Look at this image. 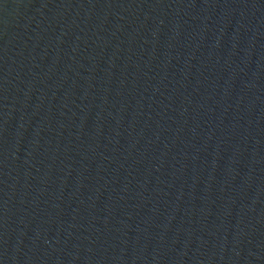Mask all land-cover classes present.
I'll return each instance as SVG.
<instances>
[{"label": "water", "instance_id": "obj_1", "mask_svg": "<svg viewBox=\"0 0 264 264\" xmlns=\"http://www.w3.org/2000/svg\"><path fill=\"white\" fill-rule=\"evenodd\" d=\"M0 264H264V0H0Z\"/></svg>", "mask_w": 264, "mask_h": 264}]
</instances>
